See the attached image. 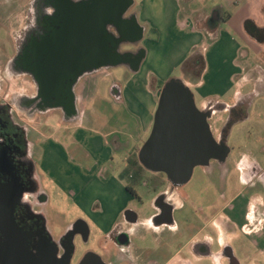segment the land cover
Segmentation results:
<instances>
[{"label":"flooded vegetation","instance_id":"af4514ba","mask_svg":"<svg viewBox=\"0 0 264 264\" xmlns=\"http://www.w3.org/2000/svg\"><path fill=\"white\" fill-rule=\"evenodd\" d=\"M129 2L30 0L25 20L12 32L10 42L0 41V252H35L40 256L55 252L61 260L72 250L69 264H157L151 259L145 260L144 254L132 252L131 246L124 242L125 234L133 228L130 213L106 235L107 240L115 243L114 250L97 252L85 245V251L73 262L78 242L87 244L89 240L87 226L80 221L75 226H65L57 237L50 233L45 209L47 195L35 163L40 149L36 142L41 139L42 116L52 110H62L63 120L75 118L77 105L72 84L80 76H91L96 70L109 67L113 49L118 50L124 42H135L139 36L140 28L134 17L126 15ZM120 54L121 61L133 65L141 56L138 51ZM22 78L29 84L28 89L5 93L4 88L11 87V80H18L19 84ZM222 106L214 101L206 105L207 108ZM244 106L242 98L224 109L228 112L227 126ZM224 131L223 128L220 139H224ZM239 167L245 178L260 174L251 160L241 161ZM178 194V187L171 185L169 193L157 195L154 204L159 213L153 217L156 226L174 224L173 218L162 223L161 214L167 213L166 204L174 206V196ZM202 208L204 211V205ZM221 218L217 216L216 221L219 220L224 234L231 233L224 228ZM206 222L214 230L210 236L216 235L212 221ZM202 229L203 223L199 231ZM50 239L55 249L51 248ZM190 247L201 257L213 249L212 245L204 244V238L202 243L194 242ZM232 253L230 245L225 244L214 259L220 264V258L225 257L227 264H237Z\"/></svg>","mask_w":264,"mask_h":264},{"label":"rangeland","instance_id":"374dc122","mask_svg":"<svg viewBox=\"0 0 264 264\" xmlns=\"http://www.w3.org/2000/svg\"><path fill=\"white\" fill-rule=\"evenodd\" d=\"M30 0H0V41L8 44L11 40L10 35H13L18 27H20L27 15V5ZM214 0H192V7L196 9L192 17L188 14L193 23L203 24V29H210L217 23L214 14L218 10V6H212ZM135 3L138 0H134ZM205 6V7H204ZM135 7L131 6L130 10H134ZM184 16H180L181 19L185 17V10H182ZM205 13V14H204ZM181 14V13H180ZM214 18V19H213ZM172 29V27H171ZM197 30V29H196ZM193 29L192 31H195ZM152 30L147 28L144 32L142 39L137 42H124L118 46V51H134L139 52L141 56L143 52L148 51L151 58H148L146 65H152L157 73L163 76V72L158 66H162V70L166 69L168 65L176 62L177 55L180 56L181 51L185 52L188 49L190 42L189 37L198 38V33L187 32L183 30L178 32L176 29L151 32ZM204 31V32H203ZM202 39H204L203 48L193 50L195 52H206L208 55L210 69L212 74L223 77L233 75L231 79L232 86L229 87L227 93H224L221 97V102L224 104L232 105L237 99L238 91L240 93H249L255 90L252 79L253 75L258 73V67L264 70V63L260 61L252 45H242V49L237 51L238 55L236 59L233 58L235 47H227L220 44L216 47L210 48L212 41V34L206 33L205 30H199ZM234 41H241L236 33H230V36ZM207 45V46H206ZM259 50L256 48V51ZM263 50V49H262ZM191 51V50H190ZM226 51V56L223 57L221 53ZM191 54V55H192ZM190 55V56H191ZM260 55H264L263 53ZM114 65L106 68L96 70L91 76H80L76 82L72 84V94L74 101L77 105V113L72 120H65L71 122L80 121L84 125L94 126L95 121L91 117V111H95L97 115L101 116V119H108L110 116H114L113 120L103 128L104 131L110 129L123 128V124L119 120L120 116L114 114V106L116 103L109 97L102 98L98 96L92 110H85V113L80 115L84 107H87L91 90L97 78H100L101 82L116 76L120 81L130 75L133 71V64ZM205 63H207L205 61ZM182 63L177 68H172L169 71V78H178L182 75ZM115 79V77L113 78ZM164 79V78H163ZM11 80V87H5V93L10 91L26 90L29 87L26 79ZM17 83V84H16ZM86 91L85 89H88ZM191 89V88H190ZM193 92V90L191 89ZM4 91L1 92V94ZM195 92V91H194ZM193 92V93H194ZM196 93V92H195ZM194 93V94H195ZM257 95V94H256ZM255 97V101L251 108V117L243 121L235 123L230 128V134L227 136L226 143L230 147V152L227 158L223 162L210 160L206 166H196L193 170L190 180L183 186L178 187L179 192L174 196V206L172 207L173 225H151L150 229H146L147 223L144 219H150L159 213V210L155 207L154 200L157 195L162 193H169V182L166 181L164 175H159L163 181L160 185V190L156 193L149 191L145 186H141L138 189V199H132L129 208L135 212L137 216L136 224H133V248L134 252L144 254L145 260L151 259L157 264H165L170 257L172 260L168 264H204V259L196 258L190 252L188 246L190 239L193 235H198L196 242L202 243L204 235L214 234L211 226L207 225L206 221H212V217L217 214H226L229 212L232 220L229 221L225 217H222V223L224 228L228 231H232L234 236L230 242V247L235 251L232 256L237 258L241 263H245L247 257L253 258L258 264H264L263 254L260 253V249L264 248V226L263 224H256L252 222L251 218H244V212L247 208L249 213H263L264 214V149L261 148V143L264 142V94H258ZM254 99V98H253ZM195 104L201 109L202 102L199 94L194 97ZM219 103V102H218ZM18 115L21 119L26 120L20 112ZM228 116L227 110H215L208 119L210 128L215 137L219 136L224 128ZM50 118V122L56 127V123L64 124L62 110H52L42 116ZM119 120V123L117 124ZM31 121V120H30ZM29 121V122H30ZM103 123L99 120L96 127L101 128L100 124ZM103 127V126H102ZM125 127V126H124ZM229 129V128H228ZM150 133V132H149ZM148 133V134H149ZM59 136L61 139H66L70 136V131L60 130ZM70 149L73 146H69ZM261 149V152L257 151ZM251 149H256L254 152L253 160L249 156ZM39 156V153L38 155ZM248 156L247 159H244ZM66 162L68 158L66 156ZM254 162L259 170V175H253L250 178H245L241 174L242 168L239 167L241 161L244 163ZM39 161V160H38ZM68 164V163H67ZM45 187L49 192L48 203L45 204V209L49 215V228L50 233L55 237L59 236L65 226L70 225L77 218L84 217L82 211L77 209L70 200L64 196L58 190H55L53 182L47 177L44 179ZM198 191V192H197ZM170 195H172L170 193ZM48 196V195H47ZM195 200H192L194 198ZM214 200L213 206H207L206 202ZM171 200V197H170ZM173 201V200H172ZM194 204H193V203ZM205 203V204H204ZM204 205V211H203ZM93 209V207H92ZM50 212V213H48ZM58 212V213H56ZM248 213V214H249ZM219 216V215H218ZM52 217V219L50 218ZM54 218V219H53ZM212 219V220H211ZM245 222L246 231L242 229V223ZM219 223L218 221H215ZM91 223V222H90ZM202 223L204 229L199 231ZM92 224V223H91ZM92 232L90 233L87 244L80 241L78 242V248L76 254L73 256V262L81 256V252L85 251V245L96 251H100V235L101 233L97 228L91 225ZM262 230L261 232H258ZM233 235V234H230ZM158 242H160L158 244ZM161 246V251L159 250ZM200 246V245H197ZM196 246V247H197ZM213 248H217L216 244H213ZM177 256V257H176ZM200 262V263H199ZM228 262H226L227 264ZM210 264V262L208 263Z\"/></svg>","mask_w":264,"mask_h":264},{"label":"crops","instance_id":"0c3cea01","mask_svg":"<svg viewBox=\"0 0 264 264\" xmlns=\"http://www.w3.org/2000/svg\"><path fill=\"white\" fill-rule=\"evenodd\" d=\"M191 1L192 0H138V2L135 3L134 0H130L126 15L132 14L136 24L140 28L139 36L135 42L142 39L147 28L151 29V32L154 33L165 31L167 28L169 30L176 29L178 32L187 30V32L198 33V38L189 37L190 39H188V41L190 44L187 51L186 48L185 52L181 51L180 56L177 55L174 64L168 65L164 70H162V66H158L165 77H161L152 65H146L148 58H151V56L148 51H145L143 55L138 58L136 63L132 65L133 71H131L132 73L128 75L125 80H117L118 77L114 75L107 81L105 78L103 82H101L100 78H97V83L94 84L91 90L88 105L84 107L80 115L82 116L85 110L90 111L93 109L98 96L102 98L109 97L116 103L114 106V114L119 113V120L125 127L123 126V128L104 131L103 128L113 120L114 116H110L108 119H101V116L97 115L94 110L90 113L95 124L97 125L99 120L101 122L103 120V123L100 124V129H98L96 125H84L80 121L68 123L70 121L63 120L64 124L56 123V127L49 121V117H46V119L42 118L40 121L39 131L41 133V139L36 142L40 149L39 156L35 157V163L41 176L42 187L46 195H48L46 197L47 201L49 195H51L49 194L51 191L45 187V177H48L51 182H53L54 188H56L55 190L61 192L70 200V203L83 212L84 217H79L76 220H82L86 223L88 227V236L92 232L91 225L99 230L101 233V250L97 252H110L115 249V243L109 239L107 240L106 235L111 232L116 224L125 221L124 211L130 209L129 206L132 199H134L126 190L125 183L120 178V172L124 168L129 154L135 149L139 150L140 146L149 135L148 133L152 127L153 115L157 107L160 89L168 79L170 74L169 71L172 68H177L178 65L190 57L193 50L203 48V35L198 31L205 30L206 33L212 34V41L208 44H211L210 48L220 44L225 45V50L227 47H235L233 54L234 59H236L238 55L237 51L242 49L241 43L246 46L252 45L255 52L258 53L257 56L259 55L258 58L260 61L264 63V55H260L264 50V42L258 41L255 37L264 32V0H214L212 6H218L214 18L219 21L210 29H203V24L198 22L195 24L191 21L188 14L191 13L190 16L192 17L193 13L196 12V9L192 7ZM131 6H134L135 9L129 11ZM182 10H185L186 14L185 17L181 19L180 16H184ZM249 26H251L250 29ZM193 29H197V33L192 31ZM232 32L236 33L241 41L237 42L229 37ZM256 32L259 33L256 34ZM256 48L259 50L256 51ZM130 52H135V50ZM201 53L204 67L200 75L194 77L191 73L185 74L183 72L178 78L191 88L193 92H196H194L195 94L193 93L194 97L196 94H199L202 102L201 109H203L210 101L224 104L221 102V97L224 93H227V89L232 86L230 81L234 76L223 77L220 74L218 76L212 74L207 53L204 51ZM221 55L225 57L227 55L226 51L221 53ZM205 61L207 63H205ZM123 64L128 63L126 61L112 62L109 66ZM258 71L259 72L254 74L252 79H250L254 84L255 90L244 94L238 91L237 99H235L234 102L236 103L238 100L244 98L245 106L241 110V113L233 119L232 123L228 124L229 129L224 134V139H222L225 142L227 136L230 134V128H232L235 123L251 117V108L255 101L254 96L256 94V96L261 93L264 94V70L258 67ZM114 77L115 79H113ZM251 94L252 97L250 96ZM235 103L226 105L231 107ZM224 125V128L227 127L226 124ZM60 130L70 131V136H68V138L71 140L67 141V138L61 139L59 136ZM220 137L221 133L215 138L220 139ZM70 145L73 146L72 149L69 148ZM261 145V148L264 149V142H262ZM251 150L249 156H251L250 158L253 160L254 152H261V149L259 148L257 151L256 149ZM66 156L68 158V164L65 163ZM247 157L248 156H245V158ZM164 179H166V177ZM179 194L181 195L182 193L179 192ZM191 199L195 200V196L194 198L191 197ZM206 204L211 207L214 204V200L210 199ZM248 213L247 204L243 219L250 217L254 225L263 224L264 226V215L257 212ZM218 215L219 217H225L229 221L232 220L229 212L226 214L220 213L212 217L213 220L211 223H213L216 228V235H204V244L207 243L212 246L216 244L217 248L211 249L209 255L201 257L191 249V245L188 246L193 256L204 259V264H208L209 262L210 264H217L218 262H216L214 256L221 252L223 245H230L232 237L234 236L232 232L224 234L219 223L215 222ZM48 216L47 214V217ZM153 217L149 220L144 219L147 223V230L150 229L152 224L156 226L153 222ZM50 218L52 219V217ZM133 224L136 223H132L130 226L131 228ZM244 224L245 222L243 221L242 229L246 231V227L248 226ZM261 231L262 230H259L258 232ZM128 236L129 242L127 244L133 248V237L135 236L133 234V228L132 232L128 233ZM197 239L198 235H193L190 239V244L196 242ZM159 243L160 242H158V244ZM158 248L160 250L161 246L159 245ZM231 249L232 252L235 251L233 248ZM260 250L264 259V248ZM132 252L134 251L132 250ZM172 257H170L165 264H168L172 260ZM225 259V257L220 258V264H226ZM236 263L243 264L237 258ZM244 264L258 263L253 258L247 257Z\"/></svg>","mask_w":264,"mask_h":264},{"label":"water","instance_id":"95a60500","mask_svg":"<svg viewBox=\"0 0 264 264\" xmlns=\"http://www.w3.org/2000/svg\"><path fill=\"white\" fill-rule=\"evenodd\" d=\"M120 56V52L113 49L112 62L121 61ZM227 108L229 106L223 104L218 108L200 109L195 104L193 92L180 78L167 79L160 89L150 133L137 152L139 163L150 172L163 173L169 184L179 187L190 180L196 166H206L210 160L223 162L230 147L224 140L214 137L208 119L215 110ZM166 206L167 213L161 214L162 223L172 219L173 209L169 204ZM128 213L131 215L129 222L136 223L135 212L124 211V215ZM80 221L76 220L72 225ZM124 239L129 242L128 234ZM50 244L55 249L51 239ZM69 252L61 260L55 252L45 256L35 252H0V264H69L72 250Z\"/></svg>","mask_w":264,"mask_h":264},{"label":"trees","instance_id":"16d2710c","mask_svg":"<svg viewBox=\"0 0 264 264\" xmlns=\"http://www.w3.org/2000/svg\"><path fill=\"white\" fill-rule=\"evenodd\" d=\"M255 37L258 41L264 42V32ZM203 67L204 61L202 53L197 51L182 63L181 68L185 74L191 73L194 77H197L200 75ZM250 96L252 97V94ZM224 130V133H226L228 131V126L225 127ZM137 151L138 149H135L129 154L126 164L120 172V178L124 181L126 190L135 197V199H138L137 191L142 185L145 186L147 190L156 192L163 182L159 175H164L163 173H153L143 168L138 161Z\"/></svg>","mask_w":264,"mask_h":264}]
</instances>
